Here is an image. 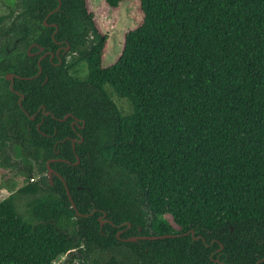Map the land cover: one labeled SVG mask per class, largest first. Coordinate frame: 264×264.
<instances>
[{
    "label": "trees",
    "instance_id": "trees-1",
    "mask_svg": "<svg viewBox=\"0 0 264 264\" xmlns=\"http://www.w3.org/2000/svg\"><path fill=\"white\" fill-rule=\"evenodd\" d=\"M5 2L0 264H264V0H104L135 9L108 66L87 0L49 15L69 52L40 65L58 1Z\"/></svg>",
    "mask_w": 264,
    "mask_h": 264
},
{
    "label": "rangeland",
    "instance_id": "rangeland-1",
    "mask_svg": "<svg viewBox=\"0 0 264 264\" xmlns=\"http://www.w3.org/2000/svg\"><path fill=\"white\" fill-rule=\"evenodd\" d=\"M87 7L94 14V21L100 32L107 36L108 46L103 65L108 66L115 61L120 52L121 38L124 31L135 25L134 6L132 3H124L119 9H112L104 4V0H87ZM7 13L8 8L5 0H0V18L5 17ZM79 76H85L83 67ZM113 99L123 113H130V106L125 99L121 100L116 96ZM12 159H15L14 155H12ZM14 174L10 170L0 168V201L9 195V186L12 183H15V188H18L22 183V179L16 178ZM37 179V175L33 177L34 181H37ZM66 259L67 257L62 256L54 261V264H62Z\"/></svg>",
    "mask_w": 264,
    "mask_h": 264
},
{
    "label": "flooded vegetation",
    "instance_id": "flooded-vegetation-1",
    "mask_svg": "<svg viewBox=\"0 0 264 264\" xmlns=\"http://www.w3.org/2000/svg\"><path fill=\"white\" fill-rule=\"evenodd\" d=\"M58 1V4L60 3V0H57ZM58 6V5H57ZM60 6H61V3H60ZM60 8V7H59ZM58 8V9H59ZM56 9H57V7H56ZM54 10V11H50L47 15H46V17L42 20V22H41V24L43 25V27H45V28H51V27H55V31L51 34V37H52V40H53V42L58 46L57 47V49H56V51L53 53V52H51V51H44V47H42V46H40V45H38V44H36V43H33V44H31L29 47H28V49H27V53H28V55L29 56H31V57H37L38 58V61H40L41 59H43V58H45V57H48L49 58V60L50 61H52L53 60V58H57L58 59V63H60L61 62V60H60V54L61 55H66V53H68L69 52V46L68 45H66V42L65 43H63V42H56L55 40H54V34L56 33V30H57V26H56V24L55 23H53V22H48L47 21V18L49 17V15H51V14H53L55 11H57V10ZM37 26H38V24H37ZM39 27V26H38ZM31 47V49L29 50V48ZM34 48H36L37 50L36 51H34V52H30L32 49H34ZM51 55L53 56L52 58H51ZM38 61H37V63H38ZM40 63V62H39ZM7 75H11L12 76V81H10V80H6V76ZM7 75H5V80L6 81H8L9 82V88L12 90V84H13V82H14V78H19V76H17V75H13V74H7ZM18 103H20V99L18 100ZM67 116V115H66ZM65 116V117H66ZM64 117V118H65ZM32 118H33V116H32ZM63 118V120H65ZM67 118V117H66ZM31 119V118H30ZM31 120H33V119H31ZM74 123H76L75 121L72 123V125L74 124ZM39 126H37V128H38ZM73 144H74V141L72 142ZM53 174H54V172H53ZM52 174V175H53ZM46 176H47V174H46ZM48 178V177H47ZM51 179H52V176H51Z\"/></svg>",
    "mask_w": 264,
    "mask_h": 264
},
{
    "label": "water",
    "instance_id": "water-1",
    "mask_svg": "<svg viewBox=\"0 0 264 264\" xmlns=\"http://www.w3.org/2000/svg\"><path fill=\"white\" fill-rule=\"evenodd\" d=\"M60 7V3L58 4V6H57V9ZM56 9V10H57ZM31 49V47L29 48V50ZM53 56L51 55V58H52ZM39 62L40 61H38V65H40L39 64ZM41 73V67L39 66V71H38V74H40ZM6 80H10V81H12V76L11 75H7L6 76ZM67 117V116H66ZM66 117L64 118V119H66ZM31 119H33L32 117H31ZM47 169H48V171H47V177H48V179H49V181H51V176H52V174H53V171H52V169L49 167V163H47ZM64 183V182H63ZM64 185L66 186V184L64 183ZM67 192V195H68V198H69V200H70V202H71V204H72V207H74V204H73V202H72V200H71V197H70V195H69V192H68V190L66 191ZM100 225L102 226L104 223H105V220H102V219H100ZM127 226L128 227H130V224H127ZM121 234V231L120 232H118L117 233V237L119 236ZM192 235H193V233H191ZM166 237H171L170 235L169 236H153V237H149V236H139V237H130V238H126V239H122V241L123 242H135V241H137V240H158V239H163V238H166ZM262 261V260H261Z\"/></svg>",
    "mask_w": 264,
    "mask_h": 264
},
{
    "label": "built area",
    "instance_id": "built-area-1",
    "mask_svg": "<svg viewBox=\"0 0 264 264\" xmlns=\"http://www.w3.org/2000/svg\"><path fill=\"white\" fill-rule=\"evenodd\" d=\"M31 181H33V179H31ZM53 264H54V262H53Z\"/></svg>",
    "mask_w": 264,
    "mask_h": 264
}]
</instances>
